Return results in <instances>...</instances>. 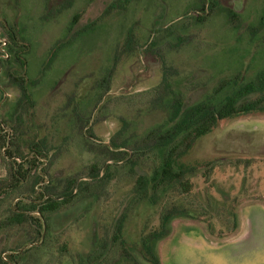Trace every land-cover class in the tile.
Wrapping results in <instances>:
<instances>
[{"label": "rangeland", "instance_id": "374dc122", "mask_svg": "<svg viewBox=\"0 0 264 264\" xmlns=\"http://www.w3.org/2000/svg\"><path fill=\"white\" fill-rule=\"evenodd\" d=\"M206 1L0 0V37L8 38L10 28L23 35L32 95L31 102L15 105L20 89L9 76L17 75L13 45L10 57L0 59V134L13 144L9 160L0 150V180L19 161L27 173L23 181L32 182L1 203L0 217L8 213L6 204L29 208L48 188L60 191L68 177L87 183L92 163L112 174L99 193L54 213L48 230L34 220L1 233L0 264H15L9 255L22 251L20 264L87 262L119 222L127 250L139 264H153L142 243L159 230L165 210L171 213L165 234L149 240L161 264H264V111L222 119L193 142L177 161L193 183L187 193L171 186L135 201V176L105 147L129 139L119 155L125 156L134 139L167 122L168 110L156 105L152 91L166 68L186 105L213 93L223 77L247 80L264 68V29L255 31L264 0H211L212 8ZM223 7L236 11L239 21ZM153 167L147 158L135 169L151 175ZM37 170L43 175L33 184ZM116 264L135 262L120 255Z\"/></svg>", "mask_w": 264, "mask_h": 264}, {"label": "trees", "instance_id": "16d2710c", "mask_svg": "<svg viewBox=\"0 0 264 264\" xmlns=\"http://www.w3.org/2000/svg\"><path fill=\"white\" fill-rule=\"evenodd\" d=\"M206 2L211 8L216 4V1L212 2L211 0H207ZM222 9L227 12L232 22L239 21V14L232 8L223 7ZM207 15L208 11L204 12L202 15H198L196 19L202 22L206 19ZM80 16L81 13H77L73 16L70 29L73 30ZM234 25L235 27L238 26L236 23H234ZM257 25L258 26L255 27L256 32L264 29V9L262 10ZM93 30L94 27L91 29L83 28L81 33L91 32ZM7 34L8 38L0 37V51H5V54H7L4 57L0 55V59L6 58L7 56V58H9L11 55L10 50H12L14 48L13 45H15L17 50L13 52L12 60L16 64L17 75L11 73L9 76L14 78L13 82H15L20 89V96L15 101V105L19 106L26 101H32V95L28 88L29 84L27 85V81L29 80L27 45L26 43H21V40L24 42L25 40L23 35L20 34V31L10 28ZM7 46L9 50H5ZM58 46V43L55 44V48L49 59L50 64L54 61ZM5 61L10 62L9 60ZM168 70H171V68H166L164 70L161 82L152 89L153 95H156V105L158 106L157 102L159 101L160 107L168 110L167 122L151 127L142 136H138L134 139L133 148L131 151H127L125 156L120 157L119 155L125 152L129 139L123 140L122 143L119 144L110 141L109 145L105 146L108 152L112 153L111 160H121L125 165H128V172L135 176L133 187L135 191L134 200L139 202L144 199V197H149L150 192H154L153 195L156 198V194H159L165 187L174 186L181 193L189 192L193 187V183L186 175L188 170L180 166L177 161L187 153L193 142L198 137L211 131L222 119L240 116L253 111H264V68L258 70L254 77L247 80H243L239 74L223 77L214 87L213 93L189 105L185 104V93L177 89H172V81H170L167 75ZM7 72H9V68ZM30 82L35 84L34 80ZM0 128L2 129L3 127L1 126ZM119 133H122V131H119ZM7 136L6 134L5 136L0 134V150H4L2 157L7 158L4 159L5 161L9 160V156L11 155L10 147L13 145L12 140L8 139ZM30 148V152L34 154L37 160L42 159L43 153L41 151L32 145ZM11 158L18 160L16 156ZM147 158L153 159L154 167L152 174L137 173L135 166H137V164H142L143 160ZM214 164L215 163L212 162L208 165L212 167ZM17 166V169L10 167L13 170H10L9 174L8 165L6 177L0 180V205H2V202H7L10 195L22 194L20 191L18 192V190L32 182L31 178L23 181V179L27 178V173L23 171L24 169L19 161H17ZM106 167L102 163H92L90 165L89 174L86 175V178H88L87 183L82 182L78 177L63 179L64 184L60 191L58 190V185L53 186L55 190L48 188L46 192H43L41 199L35 203H33V200L30 201L32 202V206L29 208L25 206H23V208L16 206L7 207L6 204V211H8V213L0 217V235L9 229L21 228L34 220L42 229L46 226L48 230L50 218L54 213L73 205L83 198L94 196L99 193L100 188L108 184L112 179V174L108 171L104 172ZM42 175V171L37 170L33 178V184L39 183ZM9 187H11V191H9ZM16 198H18V201L24 200L23 196H18ZM35 213H38V216H36ZM170 216L171 213L165 210L164 213H162L159 230H157L150 239H144L142 243L147 259L153 264L161 263L153 252L149 240L165 234ZM28 241L34 242L35 240L32 238ZM44 242L45 241L41 244H34L30 249L33 247H40ZM22 252L26 253V251ZM22 252L10 254L9 257L13 258L15 264H20L18 258L24 254H22ZM120 255L127 260L134 261L135 264H139L125 246L121 222L115 226L110 240L107 241L103 239L97 248L88 254L87 262L82 261L80 264H116L119 262ZM1 264L13 263L11 260L1 259Z\"/></svg>", "mask_w": 264, "mask_h": 264}]
</instances>
